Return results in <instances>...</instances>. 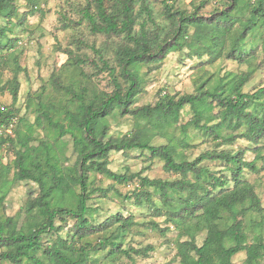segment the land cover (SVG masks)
Segmentation results:
<instances>
[{"label":"trees","instance_id":"trees-1","mask_svg":"<svg viewBox=\"0 0 264 264\" xmlns=\"http://www.w3.org/2000/svg\"><path fill=\"white\" fill-rule=\"evenodd\" d=\"M137 0H89L83 7L93 33L120 37L123 44L115 49L114 66L99 52L102 66L111 76V91L87 86H61L66 106L39 103L36 125L51 127L62 137L69 134L78 146L73 164H65L51 141H41L30 152L15 151L11 181L30 180L39 187L36 196H29L23 207L14 215H0V264H100L94 251H106V257L116 254L131 257V253L144 254L139 248H122L132 221L115 213L104 221L97 222L91 206L92 194L105 195L106 189L94 184L95 174H101L118 182L137 177L140 187H152L160 193L168 217L182 225L189 239L177 243L176 256L179 264H237L234 255L243 252L241 264H264V207L254 185L243 177L245 168L255 170L256 157L243 159V150H205L192 160L179 161L180 152L196 145V138L189 126L198 131V136L212 137L217 144H232L244 138L259 151L264 142V86L253 92H243L249 72L242 75L229 73L206 87L201 81L195 93L170 94L160 91L153 104L136 105L143 89L142 69L157 63L169 52L182 47L189 27L194 28L197 39L209 37L219 29L228 42L223 49L239 61L252 54L254 45L264 37V0H225L222 8L208 16L199 14L197 7L191 12L180 9L171 11L165 4L164 15L169 28L161 38L157 33L149 35L141 23L140 32L135 29ZM205 0L199 4L204 5ZM144 9L148 11L145 0ZM15 12L14 0H0V19H8ZM7 27L0 25V50L13 46L16 39L7 36ZM256 31L259 37L249 40ZM252 38V37H251ZM206 52L212 53L207 49ZM199 55H202L198 53ZM70 57V56H69ZM73 66L82 61L68 58ZM15 100L18 89L16 78L12 82ZM65 88V89H64ZM188 106L192 113L186 124L176 132L183 109ZM3 107V110L1 109ZM0 104L1 143L13 137L6 132L17 121L15 111ZM213 117L206 121L207 115ZM126 117L132 122L129 132L114 136L109 133V122ZM175 128V129H172ZM224 130V131H223ZM223 131V132H221ZM157 137L160 143H153ZM146 150L153 158L163 161L166 171L180 176L174 180L150 179L140 173L123 174L108 167L110 151ZM208 161H219L225 170L212 171ZM3 174H0L2 177ZM7 180L0 179V200L4 197ZM10 182V181H9ZM136 204L151 203L148 191H133L130 196ZM155 211L161 213V207ZM254 213L258 219L249 215ZM241 217V218H239ZM192 219L190 223L188 220ZM72 220L66 238L60 232L63 224ZM115 225V226H114ZM114 226V227H113ZM153 229H160L152 224ZM248 229L255 233L248 241ZM205 231L201 245L195 242L196 232ZM55 233L50 242L45 235ZM98 235L96 247L91 246V237ZM182 236V235H180ZM66 252H70L67 254ZM78 254L74 260L71 255Z\"/></svg>","mask_w":264,"mask_h":264},{"label":"rangeland","instance_id":"rangeland-1","mask_svg":"<svg viewBox=\"0 0 264 264\" xmlns=\"http://www.w3.org/2000/svg\"><path fill=\"white\" fill-rule=\"evenodd\" d=\"M89 0H14L15 12L8 19H0V25L7 27V36L16 39L13 46L7 50H0V104L15 111L17 121L11 128L9 135L13 144L8 141L0 144V179L7 180L4 185L6 193L0 200V215H14L29 196H36L39 187L30 180L11 181L13 176L12 160L17 149L27 154L41 141H51L57 148L60 159L67 165L74 163L78 146L73 138L67 134L60 136L56 130L47 126H38L35 120L38 116L39 103H53L56 106H66V96L63 95L61 86L75 88L87 86L88 88L111 91L113 88L111 76L99 59V52L114 66L115 49L123 44L120 37L106 36L93 33L89 23L83 17L82 9ZM145 0L148 11L144 9L142 0H137L135 13L138 15L135 29L140 32L141 23L149 35L157 33L161 38L169 28V21L164 15L165 4L171 5V11L177 9L192 12L197 7L199 14L208 16L222 8V1L205 0ZM194 28L189 27L188 35L178 50L169 52L164 58L142 69L144 74L143 89L137 97L136 105L153 104L160 91L170 94L195 93L197 85L210 77L206 87L213 84L216 79H222L229 73L242 75L249 72L247 82L243 85V92H253L256 88L264 86V37L254 45L252 54L242 61L236 60L223 49L228 42L222 30H213L209 37L197 39ZM252 37V38H251ZM259 35L256 31L251 33L249 40L255 42ZM212 50L207 53L206 50ZM198 53L202 54L199 55ZM82 60L78 66H73L68 58ZM14 78L18 82L15 100L12 96ZM64 88V89H65ZM6 107V108H7ZM213 113L207 115L209 121ZM190 108L186 106L182 113L176 132L180 133V125L186 124L191 118ZM132 122L126 117L109 122V133L118 136L129 132ZM175 129V128H172ZM189 132L196 138V145L182 150L179 161L192 160L205 150H229L230 152L242 151L243 159L251 161L256 157L255 170L245 168L243 177L251 182L261 205L264 207V142H261L259 151H255L253 144L244 138H237L232 144H217L218 140L212 137L198 136V131L189 126ZM224 131V130H223ZM221 131V132H223ZM6 138L0 135V141ZM162 139L155 137L153 143H160ZM108 167L117 173H140L150 179L174 180L179 175L166 171L163 161L153 158L146 150H112L108 156ZM212 171L224 170L219 161L205 163ZM225 171V170H224ZM10 181V182H9ZM94 184L106 189L105 195L99 197L98 193L92 194L91 206L96 208L94 216L97 222L104 221L115 213H120L124 218L132 221V227L126 233L122 248H147L146 253H131V257L116 254L111 259L106 257V251L95 250L94 254L100 264H179L176 256L177 243L189 236L182 225L168 217L167 207L160 199V193L152 187H140L137 177L130 181L118 182L96 173ZM148 191L152 194L151 203L136 204L130 194L135 190ZM161 207V213L155 211ZM258 219L254 213L249 215ZM241 218V217H239ZM156 222L160 229H153ZM188 222L192 223L190 219ZM68 220L61 227V234L66 238V231L72 226ZM115 226V225H114ZM113 226V227H114ZM248 241L257 233L248 229ZM264 237V226L261 228ZM195 242L201 245L205 238V231L196 232ZM182 235V236H180ZM97 234L91 237V246L96 247ZM55 233L44 237L50 242ZM69 254L70 252H66ZM76 260L78 254L71 255ZM245 255L240 252L233 257V261L241 264ZM3 264H12L8 261ZM79 264H85L81 258Z\"/></svg>","mask_w":264,"mask_h":264},{"label":"built area","instance_id":"built-area-1","mask_svg":"<svg viewBox=\"0 0 264 264\" xmlns=\"http://www.w3.org/2000/svg\"><path fill=\"white\" fill-rule=\"evenodd\" d=\"M1 109L3 110V107H1ZM5 130H6V132L9 133V132H11V127L9 126V127H7ZM1 132H2V131H1V129H0V133H1Z\"/></svg>","mask_w":264,"mask_h":264}]
</instances>
